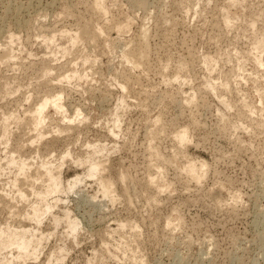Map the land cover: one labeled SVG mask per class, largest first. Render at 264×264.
<instances>
[{
	"label": "rangeland",
	"instance_id": "obj_1",
	"mask_svg": "<svg viewBox=\"0 0 264 264\" xmlns=\"http://www.w3.org/2000/svg\"><path fill=\"white\" fill-rule=\"evenodd\" d=\"M94 1L0 0V228L42 239L35 256L0 246V264H264V47L253 48L264 0H102L104 11ZM140 44L139 65L122 58ZM47 94L85 118L69 125L49 108L38 140L27 120ZM10 158L29 161L32 183ZM46 159L61 189L34 221ZM94 160L104 165L88 177Z\"/></svg>",
	"mask_w": 264,
	"mask_h": 264
},
{
	"label": "bare ground",
	"instance_id": "obj_2",
	"mask_svg": "<svg viewBox=\"0 0 264 264\" xmlns=\"http://www.w3.org/2000/svg\"><path fill=\"white\" fill-rule=\"evenodd\" d=\"M101 1L102 0H95L94 2V8L96 9V10H98V11H102L103 10V7H102V4H101ZM227 1H232V2H235V1H238V0H227ZM144 2V1H143ZM188 2V1H187ZM93 3V2H92ZM236 3V2H235ZM181 4V3H180ZM238 3H236L235 5H237ZM142 5V4H141ZM144 5V4H143ZM234 5V3H233V6H235ZM69 7V6H68ZM191 7V6H190ZM190 9V8H189ZM185 10V9H184ZM199 10V9H198ZM104 11V10H103ZM223 13V12H222ZM172 14V13H171ZM224 14H225V12H224ZM104 15H105V13H104ZM226 15V14H225ZM228 15V14H227ZM226 18V19H225ZM224 18V20H226L227 21V23H228V20H230V18H228V16H226ZM237 18V17H236ZM154 21V20H153ZM167 21V20H166ZM231 21V20H230ZM229 21V22H230ZM237 21V20H236ZM146 22V21H145ZM225 22V21H224ZM232 22V21H231ZM254 22V21H253ZM252 22V23H253ZM231 24V23H230ZM229 24V25H230ZM157 25V24H156ZM173 26V25H172ZM251 26H253V25H251ZM121 27V26H120ZM123 28V27H122ZM121 28V29H122ZM228 28V27H227ZM120 29V30H121ZM147 29V28H146ZM45 30V29H44ZM118 30H119V28H118ZM58 31V30H57ZM146 31V30H145ZM55 32V31H54ZM75 32V31H74ZM253 32V31H252ZM39 33V32H38ZM63 33V32H62ZM64 33H66V34H64V36H66V37H68V38H70V43H69V45H73V44H75L76 43V41H78V39L80 38H78V36H76V34L74 35H70V32H69V34H68V32H64ZM119 33V32H118ZM142 33H143V35H142V37L143 38H145V33H144V30H142ZM147 33V32H146ZM40 34V33H39ZM47 34V33H46ZM50 34V33H49ZM53 34V33H52ZM60 34V33H59ZM141 35V34H140ZM259 35V34H258ZM17 36V35H16ZM54 36H55V34H54ZM54 36H51V37H49V38H47V39H50L51 41L50 42H52V41H56V40H53V39H55V37H57V35L54 37ZM59 36V35H58ZM60 36H62V35H60ZM148 37V36H147ZM12 38V37H11ZM19 38V37H18ZM65 38V37H64ZM139 38V37H138ZM259 37H257V39H258ZM261 38V37H260ZM17 39V38H16ZM43 39H44V37H43ZM146 39V38H145ZM263 38H261V39H258V40H255L256 42L254 43V47L253 48H255L254 49V53H256V51H259L260 49H262L263 47H264V42H263V40H262ZM68 40V39H67ZM79 40H81V39H79ZM10 41V40H9ZM15 41V40H14ZM46 41V40H45ZM48 41V40H47ZM46 41V42H47ZM68 41V42H69ZM10 42H12V40L10 41ZM10 42H8V44L10 43ZM16 42V41H15ZM49 42V41H48ZM53 42V43H54ZM43 43V42H42ZM53 43H51V44H53ZM73 43V44H72ZM129 43V42H128ZM2 44V43H1ZM11 44V43H10ZM29 44V43H28ZM46 44V43H45ZM48 44V43H47ZM133 44V43H132ZM7 45V44H6ZM5 45V46H6ZM15 45V44H14ZM10 46V45H9ZM46 46V45H45ZM50 46V45H49ZM54 46V45H53ZM14 47V46H13ZM20 47V46H19ZM135 47V46H134ZM9 48V47H8ZM8 48H6L5 49V51H3V55H2V57H1V59H4L3 61H5V59L6 60H8L9 58L11 59L12 58V47H10L9 49ZM60 48V47H59ZM63 48V47H62ZM113 48V47H112ZM146 48V47H145ZM1 49V48H0ZM11 49V50H10ZM15 49V48H14ZM49 49V48H48ZM66 49V48H65ZM264 49V48H263ZM262 49V50H263ZM53 50V49H52ZM256 50V51H255ZM130 51V50H129ZM144 51H147V50H144V46H141V44H140V46H138V48L137 49H135V51H130V52H128V51H122L121 52V55H122V58L125 60V61H127V62H129L130 64H133V65H139L141 62H142V60H143V58L146 56V53L144 52ZM252 51V50H251ZM54 52V51H53ZM57 52V51H56ZM67 52V51H66ZM260 52V51H259ZM58 53V52H57ZM251 53V52H250ZM67 54V53H66ZM258 54V53H257ZM257 54H253L254 56H256ZM13 55H16V54H14V52H13ZM259 55V54H258ZM18 56V55H17ZM68 56V55H67ZM253 56V58H254V60L256 61L255 62V65H256V63L258 62V64L260 65V63L262 62H260V55L259 56H257V57H254ZM259 57V58H258ZM149 58V57H148ZM205 58V57H204ZM252 58V57H251ZM252 58V59H253ZM15 59V58H14ZM122 59V60H123ZM208 59V58H207ZM13 60V58L11 59V61ZM203 60H206V59H203ZM210 60H211V58H210ZM210 60L208 59V60H206V61H204V62H206V63H208V62H210ZM253 60V61H254ZM2 61V62H3ZM208 61V62H207ZM126 62V63H127ZM260 62V63H259ZM4 63V62H3ZM8 63V62H7ZM14 64V63H13ZM180 64V63H179ZM245 63H243V65H244ZM257 64V65H258ZM162 65V64H161ZM242 65V66H243ZM259 65L257 66V67H259ZM17 66V65H16ZM19 66V65H18ZM141 66V65H140ZM26 68V67H25ZM168 68V67H167ZM183 68V67H182ZM242 68V67H241ZM239 69L240 70V73H241V71L243 72V70L242 69ZM260 68V67H259ZM262 68V67H261ZM44 69V68H43ZM51 69V68H50ZM85 69V68H84ZM178 69V68H177ZM181 69V68H180ZM243 69H244V66H243ZM166 70V69H165ZM237 70V69H236ZM245 70V69H244ZM45 72V71H44ZM43 72V73H44ZM72 72V71H71ZM178 72V71H177ZM48 73V72H47ZM77 72H75V76L77 75L76 74ZM81 73V72H80ZM45 74V73H44ZM236 74H238V73H236ZM242 74V73H241ZM47 75V74H46ZM72 75V74H71ZM242 75H244V74H242ZM66 76V75H65ZM70 76V75H69ZM74 76V75H73ZM72 76V77H73ZM78 76V75H77ZM83 76V75H82ZM87 76V75H86ZM85 76V77H86ZM236 76V75H235ZM235 76H233V77H235ZM239 76H240V74H238L237 75V77H238V79H240L239 78ZM84 77V76H83ZM83 77H82V79H83ZM179 77V76H178ZM242 77V76H241ZM249 77V76H248ZM62 78V77H61ZM244 77H242L241 79H243ZM60 79V78H59ZM68 79H70V77H68ZM67 79V77H66V79L65 80H68ZM74 79V78H73ZM78 79V78H77ZM209 83H208V86L207 87H209L210 88V86L212 85V84H210V81H208ZM207 83V82H206ZM241 83V82H240ZM209 84H210V86H209ZM7 86V85H6ZM213 86V85H212ZM212 86H211V88H212ZM10 87V86H9ZM215 87V86H214ZM210 88V89H211ZM208 90V89H207ZM213 90V89H212ZM260 90V89H259ZM258 90V93H260V91ZM264 91V90H263ZM17 92V91H16ZM61 92V91H60ZM255 93V92H254ZM46 94V93H45ZM257 94V93H256ZM260 94H262V93H260ZM264 94V93H263ZM7 95V94H6ZM62 95V94H61ZM258 95V94H257ZM44 96V95H43ZM260 96V95H259ZM259 96H258V98H259ZM264 95H262V96H260V97H263ZM37 97V96H36ZM42 97V96H41ZM189 97V96H188ZM60 99H61V97H60V94L58 95H54L53 94V96H48V94H47V96H45V97H43L41 100H39V102H37L36 104H35V106H34V109H33V107H32V114H30L29 113V115L31 116H28L29 117V119L27 120V122H28V124H30L29 126L31 127V129H34L35 131L37 130L38 131V133H37V136H36V138L35 139H38L39 140V138L41 139L42 138V136H43V126H44V124L46 123V114H45V112H46V110L47 109H49V108H51L53 111H54V113L55 112H57V113H59L60 115H61V117H62V119L63 120H66L67 121V123L69 122V125H70V123H72V122H74L75 120H78L79 119V117L82 115V112L80 111V110H76V112H75V114H74V116H69V114L67 113V110L65 109V107L62 105V103L60 102ZM263 99V98H262ZM262 99H260L261 101H262ZM259 100V104H261V101ZM190 104V103H189ZM227 105V104H226ZM242 106V105H241ZM262 108V107H261ZM30 109V108H29ZM77 109V108H76ZM15 110V109H14ZM29 111V110H28ZM13 113V112H12ZM28 113V112H27ZM16 115V114H15ZM254 115V114H253ZM10 116V115H9ZM8 116V117H9ZM13 116V115H12ZM26 116H27V114H26ZM4 117V116H3ZM6 117V116H5ZM8 117H7V119H8ZM10 118H11V116H10ZM15 118V117H14ZM81 118V117H80ZM85 118V117H84ZM84 118H81L80 120H82V119H84ZM6 119V118H5ZM5 119H3V120H5ZM8 120H10V119H8ZM12 120V119H11ZM18 121V120H17ZM3 122H5V124H4V126H3V129H2V131H3V133L0 135L1 136V140L2 141H4V142H7V132H8V128H7V121L5 120V121H3ZM64 122V121H63ZM12 124V123H11ZM28 126V127H29ZM234 126V125H233ZM42 130V131H41ZM35 131H32V132H35ZM179 132V131H178ZM24 133V132H23ZM29 134V133H28ZM34 134V133H33ZM36 134V133H35ZM30 135V134H29ZM24 137V136H23ZM27 137V136H26ZM29 137V136H28ZM33 138V140L35 141V139ZM20 139V138H19ZM177 139H179L180 141L179 142H184V140H186L187 139V135H186V131L185 130H183V129H181V131L178 133V138ZM32 140V143L34 142ZM29 141V140H28ZM37 141V140H36ZM9 142V141H8ZM30 142V141H29ZM16 144H17V142H16ZM30 144V143H29ZM7 145V144H6ZM32 145H34V144H32ZM1 146V145H0ZM4 147V146H3ZM17 147V146H16ZM20 148V147H19ZM99 148H100V146H96V147H94L93 148V150L94 151H98L99 150ZM24 149V148H23ZM29 149V148H28ZM68 154H70L69 152H66V157L67 156H69ZM18 155V154H17ZM25 155V154H24ZM62 156H64V155H62ZM11 157V156H10ZM14 157V156H13ZM19 157V156H18ZM22 157H24V156H22ZM17 158V157H16ZM32 157L30 156V159H31ZM64 158V157H63ZM62 158V159H63ZM9 163L8 162H6L8 165L9 164H12V165H14L15 166V169H16V171H17V173L16 174H18L17 176L19 177V179L21 180V183L22 184H27V183H32V180H33V178L35 177H33V178H31V174L30 173H32V172H30L29 171V168L31 167L30 166V164H28V162L29 161H27L26 162V160H21L20 159V161H17L16 159H13V158H10L9 160ZM17 161V162H16ZM55 163V162H54ZM49 164H50V162H49V160H44V161H42L41 160V162L39 163V165H37V168H35L37 171V173H38V176H40V177H38L39 179L42 177V178H44V181L46 180V181H48V186H46L47 188H45L43 191L44 192H42L41 190H38L39 192H35L34 194H36L35 196L39 199V201H38V203H35L36 205H32V209H31V213H30V215H26L27 216V218H30V219H32V220H34V221H39V220H41L40 218V215H42L41 214V212L40 211H43V213H48V212H50L49 210L52 208V205L50 204V203H47L45 200H46V196L47 195H49V194H52V193H54V192H57V191H60V189H61V185H60V180H59V175H58V173H56L54 170L56 169L57 170V168H55L54 170L53 169H51L50 167H49ZM190 164V165H189ZM51 165V164H50ZM53 165V164H52ZM61 165V164H60ZM104 164H102L100 161H96V160H94V161H91V162H89L88 163V167L86 168V170H87V176L88 177H95L96 176V174H98V172H99V170H100V168H102V166H103ZM189 165V166H188ZM188 165H187V169H189L188 170V172L189 173H191V174H193L195 177H198V171H197V173H196V166H194L195 164H192V163H188ZM7 166V165H6ZM9 166H11V165H9ZM30 166V167H29ZM56 166V165H55ZM59 166V165H58ZM6 168V167H5ZM12 168V167H11ZM54 168V167H53ZM34 169V168H33ZM34 169V170H35ZM9 171H10V169H9ZM11 171H12V169H11ZM30 172V173H29ZM35 172V171H34ZM184 172V171H183ZM188 173V174H189ZM36 174V173H35ZM15 175V174H14ZM34 175V174H33ZM192 175V176H193ZM121 176V175H120ZM123 176V175H122ZM155 177V176H154ZM153 177V178H154ZM153 178H151V181H152V179ZM37 179V178H36ZM123 179V178H122ZM15 180V179H14ZM35 180V179H34ZM43 180V179H42ZM7 181V180H6ZM16 181V180H15ZM43 181V182H44ZM45 181V182H46ZM80 181V179L79 178H77V179H75L74 180V182L71 184V183H68V189H70V188H72L73 186H75L78 182ZM27 182V183H26ZM16 183H17V181L16 182H14L13 183V185H15V187L17 186L16 185ZM100 184H101V188H102V192H103V194H104V196H109L110 194H111V192H112V188H111V183L109 182V181H105L104 179H101L100 180ZM153 184V183H152ZM12 185V186H13ZM32 185V184H31ZM34 187V186H33ZM32 189V188H31ZM20 189L18 188V190L17 191H19ZM21 191V190H20ZM33 192V191H32ZM3 193V192H2ZM34 194H33V196H34ZM1 195V194H0ZM3 195H5V194H3ZM20 200H22L23 198H25L26 199V197H25V195H24V193H23V191H22V193L20 192ZM113 198V197H112ZM56 202V201H55ZM67 211V210H66ZM64 212V213H66V215H65V217L63 216V219L69 224V226L71 227V229L72 230H75L76 228H77V225L79 224L78 223V221H77V219L76 218H72V217H70L69 216V214H67V212ZM40 213V214H39ZM60 218V217H59ZM58 217H54L53 218V220H54V223L55 224H57L60 220H62V218L61 219H59ZM23 219V218H22ZM3 229V228H2ZM1 228H0V246H2L3 248H6V247H12V246H14L16 249H17V251H18V254H19V257H28V255H32L33 254V256H35L36 255V252L38 251V249H39V247H40V245H41V241H42V239L41 238H38V239H36L35 240V236L33 235V233H31V232H29V231H26V230H21L20 229V231H19V229H18V231L17 230H15V229H13L14 230V232H9L10 234H6V230H8V229H6V230H2ZM10 231H11V229H9ZM6 231V232H5ZM31 246H33V253H31V254H28L27 252L29 251V249H30V247ZM37 246V247H36ZM39 246V247H38ZM29 256V257H30ZM49 261H50V259H49ZM47 264H49V262H47Z\"/></svg>",
	"mask_w": 264,
	"mask_h": 264
}]
</instances>
